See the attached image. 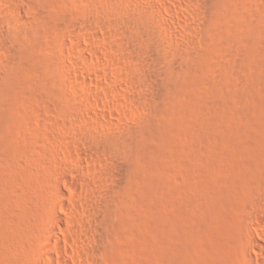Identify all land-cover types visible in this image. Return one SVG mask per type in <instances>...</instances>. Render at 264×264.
Segmentation results:
<instances>
[{"label": "rangeland", "instance_id": "obj_1", "mask_svg": "<svg viewBox=\"0 0 264 264\" xmlns=\"http://www.w3.org/2000/svg\"><path fill=\"white\" fill-rule=\"evenodd\" d=\"M0 264H264V0H0Z\"/></svg>", "mask_w": 264, "mask_h": 264}]
</instances>
